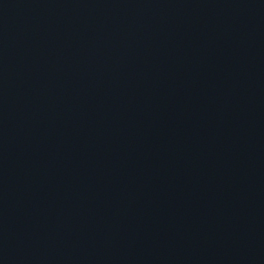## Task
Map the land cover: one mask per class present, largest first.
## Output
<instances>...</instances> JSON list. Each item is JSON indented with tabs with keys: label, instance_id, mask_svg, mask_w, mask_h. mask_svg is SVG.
Wrapping results in <instances>:
<instances>
[{
	"label": "water",
	"instance_id": "obj_1",
	"mask_svg": "<svg viewBox=\"0 0 264 264\" xmlns=\"http://www.w3.org/2000/svg\"><path fill=\"white\" fill-rule=\"evenodd\" d=\"M0 264H264V0H0Z\"/></svg>",
	"mask_w": 264,
	"mask_h": 264
}]
</instances>
